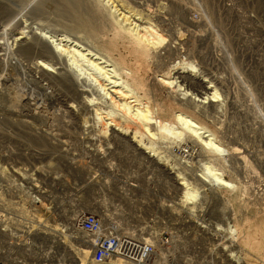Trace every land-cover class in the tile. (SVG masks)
<instances>
[{
	"label": "rangeland",
	"instance_id": "1",
	"mask_svg": "<svg viewBox=\"0 0 264 264\" xmlns=\"http://www.w3.org/2000/svg\"><path fill=\"white\" fill-rule=\"evenodd\" d=\"M124 15H136L162 36L160 46H170L145 74L133 60L143 50L142 64L150 61L147 47L132 36L142 25ZM61 38L67 48L78 43L104 60L106 75H119L112 81L130 85L172 126L151 140L153 157L152 149L139 147L129 133L119 137L95 115L125 121L101 96L102 74L80 59L75 75L56 69ZM30 46L44 58L33 57ZM42 61L52 72L36 67ZM174 67L191 79L184 85L177 80V93L154 79ZM210 86L207 94L218 96L214 108L200 100ZM79 87L81 105L69 98ZM178 111L222 152L195 139L185 142L174 119ZM206 167L228 187L216 184ZM6 177L47 189L56 208L55 215L47 206L48 214L57 227H73L83 213L117 217L119 208L124 229L203 215L213 229L234 226L236 243L226 235L217 241L225 264L231 258L264 264V0H0V178ZM197 199L199 208L187 206ZM172 202L177 206L169 208Z\"/></svg>",
	"mask_w": 264,
	"mask_h": 264
},
{
	"label": "built area",
	"instance_id": "2",
	"mask_svg": "<svg viewBox=\"0 0 264 264\" xmlns=\"http://www.w3.org/2000/svg\"><path fill=\"white\" fill-rule=\"evenodd\" d=\"M47 193L27 179L0 178V264H225L217 241L226 235L236 243L233 225L213 229L203 215L198 221L172 218L162 225L151 219L139 229H124L119 208L117 217L83 213L73 227H57L47 210L56 215L54 198ZM198 201L187 206L199 208ZM173 206L177 203L168 205ZM229 264L237 262L231 258Z\"/></svg>",
	"mask_w": 264,
	"mask_h": 264
},
{
	"label": "bare ground",
	"instance_id": "3",
	"mask_svg": "<svg viewBox=\"0 0 264 264\" xmlns=\"http://www.w3.org/2000/svg\"><path fill=\"white\" fill-rule=\"evenodd\" d=\"M135 16L133 15V16L128 17V16L124 15L122 17V19L124 18L126 22L129 21L131 23L135 21V22L140 23V25H142L141 27H139V26L135 27L137 30L139 29V33H136L135 35H132V36H134V40L137 43V45H139V46L143 45V46L147 47V49L149 51L150 61H148L147 66L142 64L143 59L146 56L145 51H143V50H141L139 52V54H137V53L134 54L133 60H134V66H136L138 68V72L143 70V72L145 74V70L149 69L150 66H156L157 65L158 60L161 59V55H164L167 52H169L170 46L168 45V41L165 42V45H164L165 47L160 46L161 44H163V42L165 40L158 33V31L154 30L151 27L144 26L143 25L144 21H142L140 18H135ZM20 39H22V37H20L18 40H20ZM56 41L59 42V44H58L59 48H57L58 47L57 45H56V47L54 46L55 52L58 55V61L56 62V64L59 66V68H56V69L63 71V67L64 68L66 67V68H68L69 71H72V73L74 71V73L77 74V70L75 71V69L77 67L76 63L79 61V60L77 61V59H80V61H82V62L84 61V62L88 63L90 65L89 67H92L93 69H95L97 71L98 75L102 74V77L104 76L102 78V82H104V85L103 84H97L100 91L103 92V94H101V96H102V98H104V100H108L110 102V105L124 116L123 120L125 119V121L123 122V121L116 120L114 117L112 118L111 117L112 115H110V114H109V117H107L108 114L105 115L102 112L95 111V115L99 116L100 120H103L102 122L104 123V125L106 127L112 128V130H114L116 133H119L118 134V135H120L119 137H125L129 133L130 135H132V139L139 144L138 145L139 147H143V148L146 147V149L148 151H150L152 149V155H150V157H153L155 154V152H154L155 150L152 147L154 145V143L151 140H159L161 138V136L159 137V134H163L164 131H167L172 126L164 124L165 122L162 119H161L162 121H160V118L154 114L153 108L151 107V105L146 103V102H143L145 98H139L138 95H136L137 93L134 94L133 89L130 87V85L128 88H124L127 86L122 87L119 83H117L119 80L118 81H112L111 78H116V77L118 78L119 75H117V76L113 75V77H110V76L108 77L106 74L109 70L108 71L104 70L106 67V66H103L106 64V62L104 60H102L101 58L95 57V55H93V54L87 52L86 50L82 49L81 48L82 46H79L78 43L74 44L71 42L67 48L66 43H69L68 40L61 38V39H57ZM63 42H65V44L60 45ZM49 43H53V42L50 41ZM71 45H72V48H70ZM158 47L161 49L158 50L159 49ZM31 48L32 47L30 46V48H28L27 51L31 55H34L33 57L40 56L41 58H44V56H41L40 53L33 52V49H31ZM73 49H75V50H73ZM29 50L30 51L32 50L31 51L32 53ZM83 52H85V53H83ZM28 57H29V55H28ZM29 58H32V57H29ZM41 63L42 64L36 63V67L38 69H40L42 71H46V72H52L44 66L45 64L43 63V61ZM53 65H55V64H53ZM53 67H55V66H53ZM74 67H75V69H74ZM56 69H54V70H56ZM78 73H79L78 76H76L77 80L81 81L82 83H85V82H83V78L84 79H86V78L82 76L84 74H82L81 72H78ZM111 73H113V72H111ZM81 76L83 77L82 79L80 78ZM133 78L137 79V80L139 79V77H136V76H133ZM154 79L160 85L167 87L169 89V91L177 93V92H181L180 86L178 85V83H181V84L187 83L190 78H189V76H187V71H184L183 68L174 67V68L170 69L168 74L161 75V76H159L158 79L156 76V78H154ZM177 80H180V81L177 83ZM125 85H127V84H125ZM182 85H184V84H182ZM211 90H212L211 86L206 87L204 90L205 92L203 91V94L200 93L203 95L202 97H200V100L203 101L204 103H206V101H207V103L209 105H211V107L214 108L218 103V96H217V93L215 91H212L210 95L207 94L208 93L207 91H211ZM82 92H84V90L81 87H79V89L76 88V90L72 94H69V98L72 99L70 101L78 102V104L81 105L79 103L78 97H79L80 93H82ZM92 93L95 95V92L92 91ZM184 96L186 97L189 95L185 94ZM174 119L176 122L180 123V125L184 128L183 130H185V134L183 136L185 142L186 141L195 142V140H196L197 142L203 144L206 148L214 151L215 153H221L222 152L220 147L217 146L213 142L214 140L209 138V135L204 130V128L197 125L195 122L192 121V119H189V117L187 118V116L184 115V113L178 111V113L175 115ZM131 124H132V126H129ZM114 135L117 136V134H115V133H114ZM146 154L149 155V154H151V152H147ZM205 171H207V174H210L212 176L211 179H214V182L216 184H218L220 186L222 185V186L228 187V184L225 183L218 174L212 173L210 171V168L206 167ZM207 180H208V178H207ZM208 182H211L210 178H209ZM179 185L183 186V185H185V183H180ZM188 197H186L187 200H188ZM180 202L183 203L184 201H180ZM189 203H191V201ZM93 213H95V212H93ZM72 216L73 217H71V219L75 218L74 217L75 215H72Z\"/></svg>",
	"mask_w": 264,
	"mask_h": 264
}]
</instances>
